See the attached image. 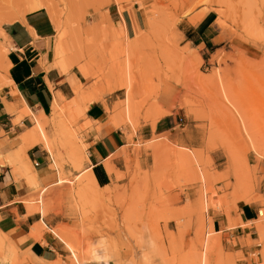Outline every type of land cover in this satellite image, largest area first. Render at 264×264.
I'll return each instance as SVG.
<instances>
[{
    "label": "rangeland",
    "instance_id": "rangeland-1",
    "mask_svg": "<svg viewBox=\"0 0 264 264\" xmlns=\"http://www.w3.org/2000/svg\"><path fill=\"white\" fill-rule=\"evenodd\" d=\"M5 2L0 25L33 5L54 13L55 64L77 77L83 101L55 106L47 129L41 122L62 182L34 186L27 205L68 252L48 264H264V0ZM117 11L129 13L131 31ZM91 97L109 120L120 116L128 140L123 171L106 166L114 181L102 189L82 173L79 131L89 123L77 126ZM167 109L173 129L148 137ZM30 132L41 139L36 125ZM243 203L257 207L253 241L239 240L252 246L247 257L223 232L240 223ZM214 218L225 221L219 233ZM1 248L0 264L31 262L20 247Z\"/></svg>",
    "mask_w": 264,
    "mask_h": 264
},
{
    "label": "crops",
    "instance_id": "crops-1",
    "mask_svg": "<svg viewBox=\"0 0 264 264\" xmlns=\"http://www.w3.org/2000/svg\"><path fill=\"white\" fill-rule=\"evenodd\" d=\"M116 16L115 22L123 24L126 31L132 30L133 21L128 12L124 16L117 11ZM55 35L56 28L45 9L27 12L19 19L0 25V235L4 240L1 251L13 252L19 247L26 250L31 262L25 264L33 261L48 264L68 256L55 233L40 230L41 224L48 227L43 211H31L27 205L34 186L45 190L62 182L56 177L50 152L42 145V142L47 144L46 135V141H36L30 134L35 120L40 119L45 130L55 106H65L71 99L83 105L82 98L76 95L77 77L69 67L63 72L55 64ZM167 88L170 93L172 89ZM167 110L154 125L147 127L148 137L173 129L177 114L167 115L170 109ZM110 120L103 103L97 100L85 107L84 120L77 126L89 123L79 131L84 154L82 173L87 172L91 185L98 189L114 181L106 163L115 173L123 171L121 153L128 144L124 129ZM143 133L142 130V136ZM32 174L34 181L31 182ZM238 218L240 223L236 227L223 232L236 242L231 252H241L247 257L252 246L241 245L239 240L253 241L256 231L251 225L257 219V207L241 204ZM211 226L214 233H219L225 221L214 218Z\"/></svg>",
    "mask_w": 264,
    "mask_h": 264
},
{
    "label": "bare ground",
    "instance_id": "bare-ground-1",
    "mask_svg": "<svg viewBox=\"0 0 264 264\" xmlns=\"http://www.w3.org/2000/svg\"><path fill=\"white\" fill-rule=\"evenodd\" d=\"M5 2V0H0V3L2 4V3H4ZM6 3V2H5ZM116 4L117 5H119L120 3L119 2H116ZM38 6L39 5H33V6H31V10H35V9H37L38 8ZM119 8H120V10L122 11V7L121 6H119ZM119 10V11H120ZM217 12V11H216ZM219 12V14L221 13L220 11H218ZM218 12H217V14H218ZM222 15V14H221ZM194 18V17H193ZM196 18V17H195ZM50 19H51V21H52V23H53V25H54V27L56 28V30H59L60 29V27H59V25H58V21H57V19H56V16L54 15V13H50ZM4 20V19H3ZM192 20V19H191ZM196 20V19H195ZM194 20V21H195ZM5 21V20H4ZM193 20L191 21L192 23L194 22ZM6 22V21H5ZM60 38V37H59ZM60 41H61V38L60 39H57V42L58 43H60ZM63 68H62V71L63 70H67V68L68 67H66V66H62ZM63 72H65V71H63ZM81 72H82V75L87 79V78H89V75L86 73V71L84 70V69H81ZM95 96V95H94ZM217 96V95H216ZM226 96V95H225ZM92 97H93V95H92ZM90 98L89 99V101L90 102H88L89 104L90 103H92V102H94V101H96V98L95 99H93V98ZM220 97V96H219ZM227 97V96H226ZM221 100V99H220ZM55 109V108H54ZM118 117H120L119 115L117 116V117H113L112 118V122H114V125L116 124H118L120 121L117 119ZM240 118H241V114H240V116H239ZM42 119H44V118H42ZM41 119V120H42ZM246 120V119H245ZM244 120V121H245ZM35 125H36V127H37V129L39 130V135H40V137H41V139H43L44 141H46V138H45V134H44V132H43V130L41 129V121H40V119L38 120V119H36L35 120ZM84 128V127H83ZM247 128V127H246ZM264 131V130H263ZM264 137V136H263ZM38 141V140H37ZM47 142V141H46ZM119 155V154H118ZM200 160V159H199ZM200 162H202V161H200ZM199 165V164H198ZM106 166H111L110 164H107L106 163ZM203 176V175H202ZM203 178H204V176H203ZM30 181L32 182V181H34V175L32 174L31 176H30ZM36 231H39V230H36ZM1 233V232H0ZM3 236V235H2ZM64 242V241H63ZM66 243V242H65ZM3 244H4V240H3V238L1 237V235H0V246H3ZM67 245H68V243H67ZM72 250V249H71ZM205 255V254H204ZM205 259V258H204ZM204 261V260H203ZM202 262V261H201ZM205 264V263H204Z\"/></svg>",
    "mask_w": 264,
    "mask_h": 264
}]
</instances>
